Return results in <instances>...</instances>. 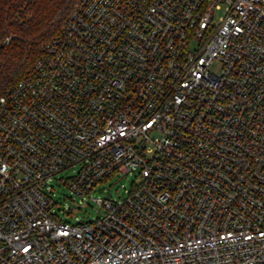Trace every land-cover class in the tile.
<instances>
[{
	"label": "built area",
	"instance_id": "obj_1",
	"mask_svg": "<svg viewBox=\"0 0 264 264\" xmlns=\"http://www.w3.org/2000/svg\"><path fill=\"white\" fill-rule=\"evenodd\" d=\"M78 165L139 181L73 223ZM0 264H264V0H78L0 96Z\"/></svg>",
	"mask_w": 264,
	"mask_h": 264
},
{
	"label": "trees",
	"instance_id": "obj_2",
	"mask_svg": "<svg viewBox=\"0 0 264 264\" xmlns=\"http://www.w3.org/2000/svg\"><path fill=\"white\" fill-rule=\"evenodd\" d=\"M78 0H0V96L31 69Z\"/></svg>",
	"mask_w": 264,
	"mask_h": 264
},
{
	"label": "rangeland",
	"instance_id": "obj_3",
	"mask_svg": "<svg viewBox=\"0 0 264 264\" xmlns=\"http://www.w3.org/2000/svg\"><path fill=\"white\" fill-rule=\"evenodd\" d=\"M213 69L219 71L220 66L215 65ZM79 168L80 165L75 168L65 169L53 176L49 181V185L53 188L52 192L54 195H52L57 202L55 206L56 212L60 217L73 223L80 220H89L100 214L99 203L95 198L110 196L116 200H121L128 196L131 189L139 181L138 170L121 177L115 175L99 184L90 194L81 195L71 191L60 179L62 176L69 177L75 175Z\"/></svg>",
	"mask_w": 264,
	"mask_h": 264
}]
</instances>
